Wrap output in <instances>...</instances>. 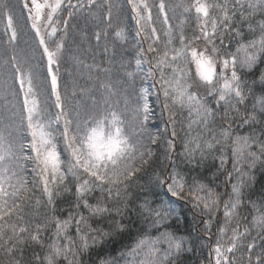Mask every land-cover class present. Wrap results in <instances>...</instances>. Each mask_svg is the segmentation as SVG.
Masks as SVG:
<instances>
[{"label":"snow or ice","instance_id":"obj_1","mask_svg":"<svg viewBox=\"0 0 264 264\" xmlns=\"http://www.w3.org/2000/svg\"><path fill=\"white\" fill-rule=\"evenodd\" d=\"M88 4H94L95 0H87ZM134 13L138 26L137 35L142 36L149 43L147 49H142L143 54H151L148 74L157 78L159 91L162 94V108L167 111L168 121L171 124V137L167 141L169 151L175 150V138L177 137L176 109H186L189 114L187 124L188 138L183 144V155L189 162L199 153H204L221 144L232 135V125L227 124L217 134L209 129L215 113L208 107L205 98L198 94L203 87L209 96L215 97V103L231 105L232 101L243 103L246 99L244 82L238 74L239 68L251 69L262 55H264V22L259 24L261 34L258 38L246 43H240L235 53L221 54L220 45L224 46V33L234 31L236 36L241 33L238 29H231V23L239 14L241 21H249L248 30L254 31L251 19L258 12L264 14V0H192V3L181 5L184 13H195L198 35L187 37L184 33L183 23L178 26V31L168 23V12L164 0H159L158 14L162 15L164 29L158 32L154 26L152 6L149 0H127ZM27 9V18L31 21V28L39 36V43L43 45V51L47 56V68L51 74V92L55 97L54 106L57 111L54 118H50L45 107L37 98L38 93L33 86V74L20 71V65H15L18 73L20 87L23 89V114L21 126L24 131L20 137L13 138L11 133L7 135L0 131V250L8 256L14 257L10 264H21L26 245H39L46 248V254L41 258L35 257L37 264H58L63 258L67 264H80L79 255L90 247L101 242V238L108 233L102 229H93L88 223L90 217H103L108 215L121 216L122 207H109V202L124 199L122 193H127L130 182L139 173L143 166L149 163L153 156L150 147L144 144L142 137L147 132L146 125L150 119L147 89L140 90L138 107L133 109V123L130 125L123 117V113L108 105V111L100 115L82 117L80 111L66 105L62 98L60 85L53 67H59V61L64 50V37L67 35L68 19H61L62 13L67 11L68 18L74 15V10L83 8L81 0L76 4L72 0H23ZM111 7V6H110ZM6 13V31L10 30L9 42L17 38V29L13 16L4 5ZM111 12L109 11V19ZM157 18H160L159 16ZM62 25V27H61ZM63 35L57 39V34ZM48 40L46 41L45 37ZM120 40L126 39L123 29L116 32ZM163 37V38H162ZM97 40L100 35L97 34ZM200 41H203L201 45ZM49 43L53 45L49 47ZM178 44V46H177ZM16 60V57H12ZM137 70L142 63L141 59L135 61ZM221 70L217 71V65ZM189 65L195 66L196 80L192 79ZM96 67V66H85ZM105 74L110 69H98ZM125 75L132 80L133 72ZM109 94L112 91L110 82L105 81L101 85ZM83 91V90H82ZM127 99L125 105L127 106ZM259 110L264 113V97L257 100ZM235 110V109H234ZM256 105L253 111L244 119V123L257 121ZM195 119H192V117ZM223 119L232 120L227 110L223 113ZM62 127H59L61 126ZM203 126L205 132L211 134V139H203L200 133L192 136L194 126ZM151 144H155L157 137L149 136ZM63 148L61 149L60 144ZM257 151H252L253 146ZM61 151L67 154V161L62 160ZM31 153V154H28ZM233 170L237 174V182L232 184V195L224 202L223 211L225 226L219 229L221 236L228 232L227 246L217 240L214 246L215 264H233L228 254L241 244L242 238L250 235L249 227L245 226L240 231L239 212L242 201V189L244 188V165L249 169L254 168L258 162L264 163V141L258 136L236 135L233 138ZM170 158V157H169ZM25 162L32 165L34 174L33 186L38 187L43 202L35 199L33 202V189L29 188L28 179L24 175ZM221 167L226 163V157H220ZM71 177L76 182V213L69 212L67 218L61 219L55 215L45 217L41 223H34L29 230L28 221H25L26 209L31 207L35 212L43 203L48 211L55 212V201L59 197L61 189L68 191L67 179ZM231 178V174H229ZM168 179L167 189L173 197L190 200L194 207L201 208L205 213L213 215L221 206L220 198L207 185L193 180L189 184L183 174L173 168ZM250 179V177H249ZM163 184L164 181L162 180ZM99 190L101 197L95 204L89 203L88 197ZM107 196V200L104 196ZM88 210L89 217L79 212L80 207ZM126 207V201L124 204ZM142 211L154 218L155 224L166 220L172 212L170 206H160L152 209L148 202L140 206ZM255 207V205H253ZM22 222L20 224L13 222ZM233 220L237 221L235 228L228 225ZM75 222L76 238L69 235V230ZM212 220L205 223V228L210 229ZM262 238H264V212H258L251 221ZM49 225H54L51 237L45 244L41 238L48 230ZM117 228L122 230L124 225L117 222ZM83 229H87L84 231ZM76 240H79V251ZM61 241L64 243L62 244ZM166 248L161 249L160 245ZM256 246L255 241L246 245L249 253ZM184 250V241L170 232H163L157 237L145 236L127 253L121 256L131 257L134 264H166L170 258L178 256ZM18 255L21 259H15ZM142 255V259L136 262V256ZM211 256L212 253H209ZM71 257V258H70ZM100 264H115L111 258L101 260ZM248 264H264V250L256 255L255 262L252 256H248Z\"/></svg>","mask_w":264,"mask_h":264},{"label":"trees","instance_id":"obj_2","mask_svg":"<svg viewBox=\"0 0 264 264\" xmlns=\"http://www.w3.org/2000/svg\"><path fill=\"white\" fill-rule=\"evenodd\" d=\"M83 8L74 10V15L68 18L67 11L62 13L61 19H68L67 35L64 37V50L59 61V67H53L60 85L62 98L66 105L80 111L82 117L89 115H100L109 109L123 113L124 119L131 125L134 117L133 109L139 106L140 90L147 89L148 104L150 108V119L146 125L147 132L142 137L145 145L153 152L149 163L142 167L141 171L130 182L127 193H122L124 199L109 202V207H122L121 216L108 215L103 217H90L88 223L93 229H102L108 235L101 238V242L90 247L87 251L79 255L80 264H100L101 260L111 258L115 264H134L131 257L121 256L127 253L145 236L157 237L167 231L184 241V250L178 256L169 259L166 264H215L214 246L217 240L227 246L229 231L227 235L221 236L219 229L225 226L223 204L232 195V184L237 182V174L233 170V138L236 135H253L264 141V113L259 110L257 100L264 97V55L251 68H239L238 74L244 82L246 99L243 103L232 101L231 105H220L215 103V97L209 96L207 91L200 87L193 89L202 95L208 107L215 116L213 122L209 124V129L217 134L223 127L231 123L232 135L221 144H216L213 149L204 153L201 158L199 153L189 162L181 153L183 144L188 138L187 124L189 114L186 109H176L177 137L175 138V150L169 151L167 141L171 140V124L168 121L167 111L162 108V94L157 95L159 85L157 78L148 74L149 60L151 54H143L142 49H147L148 41L137 35L138 26L134 13L127 0H95L89 5L87 0H81ZM73 4L77 0H72ZM159 0H149L152 6L154 26L158 32H162L164 25L162 15L157 12ZM166 11L168 12V23L173 26L174 31H178V26L183 23L184 33L187 37L198 35L197 21L195 13H184L181 5L192 3V0H164ZM8 6L13 16L14 25L17 29V38L9 42L10 30L6 31V13L4 5ZM111 6V7H110ZM109 11L111 18L109 19ZM160 18H157V17ZM254 31L248 30L249 21H241L239 14L231 23V29H238L241 33L236 36L234 31L224 33V46L221 47V54L235 53L240 43H246L256 39L261 34L259 24L264 22V14L257 13L251 19ZM62 27V25H61ZM123 29L126 34L125 40L116 37V32ZM97 34L100 39L97 40ZM63 35L62 32L57 34ZM163 38V37H162ZM48 40L47 36L45 37ZM201 45L203 41L198 42ZM178 46V44H177ZM49 47L53 45L49 43ZM15 56L16 60L12 57ZM142 60L144 69L139 68L135 61ZM20 65L21 72L31 71L33 74V86L38 93V99L46 108L49 117L54 118L57 111L54 106L55 97L51 92V74L47 68V56L43 51V45L39 43V36L31 28V21L27 18V9L23 0H0V131L6 135L11 133L13 138L22 137L24 131L21 126L23 114V89L20 87L18 73L15 65ZM96 67H85V66ZM192 79L196 80L195 66L189 65ZM108 68L110 72L105 74L98 70ZM221 70L217 65V71ZM126 72H133L135 76L132 80L125 75ZM108 81L112 85L111 94L101 87L102 83ZM83 90V91H82ZM107 99L108 105L104 101ZM127 99V106L125 105ZM256 105L257 121L255 123H244V119L253 111ZM235 109V110H234ZM227 110L232 120L223 119V113ZM192 119H195L193 116ZM59 127H62L59 126ZM200 133L203 139H211V134L203 130V126H194L191 135ZM149 136L157 137L156 143L151 144ZM61 149L63 148L60 143ZM252 151H257L254 145ZM31 154V153H28ZM226 157V163L221 167V155ZM170 157V158H169ZM62 160L67 161L68 157L61 151ZM26 171L24 175L28 179L29 188L33 189V202L44 197L38 187L33 186L34 174L31 171L32 165L25 162ZM173 168L183 174L189 184L193 180L201 182L211 188L220 198V208L213 215L205 213L201 208L194 207L190 200L173 197L167 189L168 179ZM247 176L244 177V188L242 189V205L238 209L240 231L245 226L249 227L250 235L242 238L241 244L234 253L228 254L233 264H248V256L251 255L255 262L256 255L264 250V238L258 235L251 221L258 212H264V163L258 162L254 168L249 169L244 165ZM231 174V178H229ZM250 177V179H249ZM164 181L162 184L161 181ZM68 191L61 189L59 197L55 201V212L48 211L47 207L41 203L37 211L31 207L26 209L25 221H28L29 230H32L34 223H41L45 217L55 215L65 219L69 212L76 213V182L69 177L66 181ZM101 197L99 190L93 192L88 197L89 203L95 204ZM107 200V196H104ZM126 201V207H124ZM148 202V206L156 209L160 206H170L171 215L160 224L154 223V218L144 213L141 205ZM255 205V207H253ZM85 217H89V212L82 206L79 209ZM212 220L210 229L205 228V223ZM18 224L22 222H17ZM117 222L124 225L122 230L117 228ZM237 221L233 220L228 225L235 228ZM54 225H49L48 230L42 234L44 243H48ZM87 231V229H83ZM69 235L76 238L75 222L69 230ZM255 241L256 246L249 253L247 244ZM63 244L64 242L61 241ZM79 240H76L79 251ZM161 249L166 248L165 244L160 245ZM46 248L31 244L24 247V254L21 259L16 255L15 259H21V264H37L35 257L38 255L41 260L46 254ZM209 253H212L210 256ZM14 257L8 256L0 250V264H10ZM71 258V257H70ZM136 262L142 259V255L136 256ZM58 264H67L61 258Z\"/></svg>","mask_w":264,"mask_h":264},{"label":"rangeland","instance_id":"obj_3","mask_svg":"<svg viewBox=\"0 0 264 264\" xmlns=\"http://www.w3.org/2000/svg\"><path fill=\"white\" fill-rule=\"evenodd\" d=\"M140 66H141V68H143V69H144V66H143V64H142V63H141V65H140Z\"/></svg>","mask_w":264,"mask_h":264}]
</instances>
